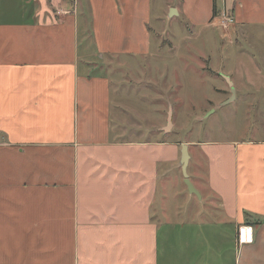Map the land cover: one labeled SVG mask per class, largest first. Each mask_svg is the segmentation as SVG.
<instances>
[{
  "label": "crops",
  "instance_id": "1",
  "mask_svg": "<svg viewBox=\"0 0 264 264\" xmlns=\"http://www.w3.org/2000/svg\"><path fill=\"white\" fill-rule=\"evenodd\" d=\"M223 12L264 32V0H0V264H264V142L144 131L110 77Z\"/></svg>",
  "mask_w": 264,
  "mask_h": 264
},
{
  "label": "rangeland",
  "instance_id": "2",
  "mask_svg": "<svg viewBox=\"0 0 264 264\" xmlns=\"http://www.w3.org/2000/svg\"><path fill=\"white\" fill-rule=\"evenodd\" d=\"M22 1L16 0V6ZM1 19L12 17L1 13ZM231 25L190 33L173 24L160 37L158 54L167 57L139 61L137 69L114 63L119 71L110 76L113 93L119 85V91L128 90L116 99L128 120L139 122L144 131L157 124L165 128L170 105L172 128H162L161 138L264 142V32L253 28L247 36H236ZM152 39L157 47L156 36Z\"/></svg>",
  "mask_w": 264,
  "mask_h": 264
},
{
  "label": "built area",
  "instance_id": "3",
  "mask_svg": "<svg viewBox=\"0 0 264 264\" xmlns=\"http://www.w3.org/2000/svg\"><path fill=\"white\" fill-rule=\"evenodd\" d=\"M232 22H233L232 16L228 13L226 14L225 12H223L221 14V18H220L218 25L219 26L221 25L223 29H226ZM236 239L239 245L251 243L253 240L252 227L249 225H245V224L240 225L237 228V238Z\"/></svg>",
  "mask_w": 264,
  "mask_h": 264
},
{
  "label": "water",
  "instance_id": "4",
  "mask_svg": "<svg viewBox=\"0 0 264 264\" xmlns=\"http://www.w3.org/2000/svg\"><path fill=\"white\" fill-rule=\"evenodd\" d=\"M227 79V77H226ZM230 83V82H229ZM231 92L233 93L234 90L232 89ZM171 115H172V112L171 110L169 109L168 110V113H167V125L166 127L163 129L164 131H167L169 126L171 125ZM181 159H182V170H183V174H184V182L187 186V189L190 193H194L196 194L197 196L199 195L197 190L193 187V185L191 184V182L188 180L187 178V175L185 173V168H186V164H187V161H188V154H187V147L186 145H182L181 146Z\"/></svg>",
  "mask_w": 264,
  "mask_h": 264
},
{
  "label": "trees",
  "instance_id": "5",
  "mask_svg": "<svg viewBox=\"0 0 264 264\" xmlns=\"http://www.w3.org/2000/svg\"><path fill=\"white\" fill-rule=\"evenodd\" d=\"M214 15H215V12H214Z\"/></svg>",
  "mask_w": 264,
  "mask_h": 264
}]
</instances>
